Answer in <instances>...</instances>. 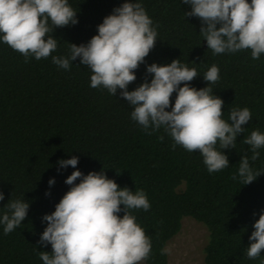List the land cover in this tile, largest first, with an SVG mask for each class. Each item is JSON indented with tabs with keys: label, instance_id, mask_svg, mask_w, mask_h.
<instances>
[{
	"label": "trees",
	"instance_id": "16d2710c",
	"mask_svg": "<svg viewBox=\"0 0 264 264\" xmlns=\"http://www.w3.org/2000/svg\"><path fill=\"white\" fill-rule=\"evenodd\" d=\"M68 2L77 11L78 23L49 33L58 44L52 55H68L70 43L86 44L97 34L103 18L124 0ZM140 2L158 36L128 90L145 79L151 81L146 67L152 63L179 59L196 68L199 75L190 86L197 89L208 86L203 74L210 66H218L220 79L209 86L224 101L223 118L228 120L234 107H247L252 113L243 125L244 133L237 136L236 147L222 150L229 167L209 173L199 152L179 145L173 149L174 142L163 127L147 134L131 119L133 108L120 96L121 90L113 96L107 89L90 86L91 70L79 58L68 70L53 64L51 56L32 57L26 63L23 55L0 42V191L4 193L0 215L7 211L9 200L29 203L26 219L14 231L5 235L0 225V264H43L39 251L52 249L51 244L38 243L47 226L42 217L53 212L70 189L65 180L76 169L62 168L58 161L73 156L78 157L76 168L83 174L103 170L121 188L146 193L150 209L129 210L151 240L152 250L143 264H168V254L161 255V249L181 231L186 217L208 228L204 264L264 261V252L254 260L247 257L253 224L264 211V172L247 185L238 177L243 155L254 170L264 169V148L252 161L250 146L242 142L253 130L264 133V54L256 60L250 50L213 55L199 32L202 22L185 16L190 4L182 0ZM175 97L173 93V104ZM234 174L236 180L231 179ZM51 178L55 183L50 186Z\"/></svg>",
	"mask_w": 264,
	"mask_h": 264
},
{
	"label": "clouds",
	"instance_id": "9594fccd",
	"mask_svg": "<svg viewBox=\"0 0 264 264\" xmlns=\"http://www.w3.org/2000/svg\"><path fill=\"white\" fill-rule=\"evenodd\" d=\"M182 3L191 5L185 16L202 22L199 32L213 55L250 50L256 60L264 54V0ZM76 13L68 0H0V42L23 55L26 63L32 57L41 60L51 56L53 64L68 70L79 58L80 64L91 70L90 86L107 89L113 96L121 90L120 96L133 108L131 119L147 134L163 127L174 142L173 149L179 145L188 152H199L209 173L229 167L228 156L222 150L236 147L237 136L244 133L243 125L252 119V113L247 107H234L228 120L223 118L224 101L209 86L220 79L218 66L207 69L203 79L208 86L197 89L190 86L199 75L196 68H189L179 59L169 64L152 63L146 67V72L152 74L151 81L145 79L129 91L128 85L136 80L135 71L155 47L158 36L140 0H124L114 8L86 44L69 42L68 55H52L58 44L49 33L78 23ZM158 139L163 141L164 136ZM242 142L250 146V159L255 161L260 155L258 150L264 148V133L253 130ZM58 164L76 170L67 176L65 183L71 187L55 210L42 217L47 226L38 243L51 244L52 249L39 251L43 264H143L150 256L151 240L129 210L147 212L151 205L146 193L121 188L103 170L83 174L76 168V156L61 159ZM262 172L264 169L250 166L247 155L241 157L238 177L242 185L252 183ZM231 179L236 180L237 175ZM48 183L53 185L54 178ZM3 200L4 193L0 191V201ZM6 208L0 215L5 235L26 219L29 203L9 200ZM253 228L247 257L254 260L264 252V211ZM169 253L170 249H161V255Z\"/></svg>",
	"mask_w": 264,
	"mask_h": 264
},
{
	"label": "rangeland",
	"instance_id": "374dc122",
	"mask_svg": "<svg viewBox=\"0 0 264 264\" xmlns=\"http://www.w3.org/2000/svg\"><path fill=\"white\" fill-rule=\"evenodd\" d=\"M208 228L191 217L183 220L181 231L167 245L168 264H204Z\"/></svg>",
	"mask_w": 264,
	"mask_h": 264
}]
</instances>
